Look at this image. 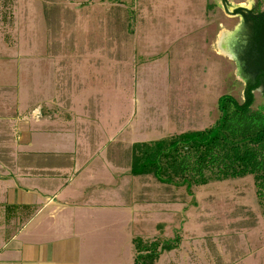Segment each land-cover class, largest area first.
Listing matches in <instances>:
<instances>
[{
	"label": "rangeland",
	"instance_id": "374dc122",
	"mask_svg": "<svg viewBox=\"0 0 264 264\" xmlns=\"http://www.w3.org/2000/svg\"><path fill=\"white\" fill-rule=\"evenodd\" d=\"M259 1L264 8V0H0L5 106L55 108L56 119L82 132L75 141L107 145L108 157L126 163L133 142L205 128L221 95L244 99L253 73L235 49L244 22L235 7L252 10ZM222 34L232 54L220 50ZM255 95L254 108L264 107V87ZM132 180L126 193L139 190ZM193 189L194 200L184 186L146 177L144 226L132 222L129 244L114 248L101 230L84 264H132L133 232L181 236L157 264H264V206L253 177ZM112 248L123 251L118 259Z\"/></svg>",
	"mask_w": 264,
	"mask_h": 264
},
{
	"label": "crops",
	"instance_id": "0c3cea01",
	"mask_svg": "<svg viewBox=\"0 0 264 264\" xmlns=\"http://www.w3.org/2000/svg\"><path fill=\"white\" fill-rule=\"evenodd\" d=\"M9 98L0 90V264H84L101 230L113 248L128 245L124 231L145 224V177L108 157L107 145L75 141L82 132L56 119L55 108L5 106ZM132 176L139 190L126 193ZM113 248L118 259L123 251Z\"/></svg>",
	"mask_w": 264,
	"mask_h": 264
},
{
	"label": "trees",
	"instance_id": "16d2710c",
	"mask_svg": "<svg viewBox=\"0 0 264 264\" xmlns=\"http://www.w3.org/2000/svg\"><path fill=\"white\" fill-rule=\"evenodd\" d=\"M226 1V0H225ZM236 8L250 34L244 54L253 76L244 99L231 93L218 99V117L211 125L189 129L156 140L131 145L129 165L133 176L153 177L158 183L184 186L194 200V186L252 176L264 206V107L255 109V90L264 87V8ZM170 201H176L173 198ZM181 236L146 240L133 238L132 264H157L165 252L177 249Z\"/></svg>",
	"mask_w": 264,
	"mask_h": 264
},
{
	"label": "flooded vegetation",
	"instance_id": "af4514ba",
	"mask_svg": "<svg viewBox=\"0 0 264 264\" xmlns=\"http://www.w3.org/2000/svg\"><path fill=\"white\" fill-rule=\"evenodd\" d=\"M244 18V17H243ZM244 22H243V28L240 32H238V36L235 37L233 39V41L235 42V49L237 51V54H238V57L242 60V63H246V60L244 58V54L247 50V47H248V43H249V33L247 31V27H246V22H245V19H243ZM239 34H245L244 36L243 35H239ZM241 63V62H240Z\"/></svg>",
	"mask_w": 264,
	"mask_h": 264
},
{
	"label": "bare ground",
	"instance_id": "6f19581e",
	"mask_svg": "<svg viewBox=\"0 0 264 264\" xmlns=\"http://www.w3.org/2000/svg\"><path fill=\"white\" fill-rule=\"evenodd\" d=\"M226 34H222L221 35V39H220V41H219V47H220V50L221 51H224V52H227V50H226V48H225V39H224V36H225Z\"/></svg>",
	"mask_w": 264,
	"mask_h": 264
},
{
	"label": "water",
	"instance_id": "95a60500",
	"mask_svg": "<svg viewBox=\"0 0 264 264\" xmlns=\"http://www.w3.org/2000/svg\"><path fill=\"white\" fill-rule=\"evenodd\" d=\"M235 8H238V7H235ZM242 18H243V16H242ZM241 26H242V23L241 24H239L237 27H236V31H238L240 28H241ZM227 50H228V52H230L231 54H232V51H230V49L227 47ZM234 55V54H233Z\"/></svg>",
	"mask_w": 264,
	"mask_h": 264
}]
</instances>
